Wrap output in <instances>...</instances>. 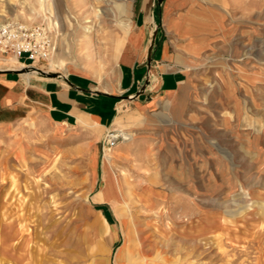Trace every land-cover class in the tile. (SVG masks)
Returning <instances> with one entry per match:
<instances>
[{
	"label": "rangeland",
	"instance_id": "1",
	"mask_svg": "<svg viewBox=\"0 0 264 264\" xmlns=\"http://www.w3.org/2000/svg\"><path fill=\"white\" fill-rule=\"evenodd\" d=\"M114 1L0 0V24L50 20L57 48L43 67L107 88L132 17L133 0H116L121 11ZM205 2L213 31L173 131L117 128L132 140L106 150L113 128L100 140L95 127L59 126L30 101L7 109L0 264H110L122 247L128 264H264V0ZM87 24L93 59L78 40ZM21 65L0 52V69Z\"/></svg>",
	"mask_w": 264,
	"mask_h": 264
},
{
	"label": "crops",
	"instance_id": "2",
	"mask_svg": "<svg viewBox=\"0 0 264 264\" xmlns=\"http://www.w3.org/2000/svg\"><path fill=\"white\" fill-rule=\"evenodd\" d=\"M128 7L132 17L113 84L98 88L83 72L22 62L62 76L0 72V118L9 107L30 101L54 124L83 131L95 127L100 140L111 128L150 136L173 131L188 108L189 70L212 35V13L205 0H133ZM125 260L120 249L112 252L110 264H128Z\"/></svg>",
	"mask_w": 264,
	"mask_h": 264
},
{
	"label": "built area",
	"instance_id": "3",
	"mask_svg": "<svg viewBox=\"0 0 264 264\" xmlns=\"http://www.w3.org/2000/svg\"><path fill=\"white\" fill-rule=\"evenodd\" d=\"M56 39V30L48 23L12 20L0 24V52L15 57L19 62L49 60L57 48ZM125 139L123 130H109L105 136L106 150H111Z\"/></svg>",
	"mask_w": 264,
	"mask_h": 264
},
{
	"label": "bare ground",
	"instance_id": "4",
	"mask_svg": "<svg viewBox=\"0 0 264 264\" xmlns=\"http://www.w3.org/2000/svg\"><path fill=\"white\" fill-rule=\"evenodd\" d=\"M101 1H106V0H101ZM83 2V1H82ZM85 2V1H84ZM115 2V7L117 8V10H119V11H121L124 7H122V5H119L118 3H117V1L115 0L114 1ZM79 3H80V1H79ZM43 4V3H42ZM77 4H78V2H77ZM79 5V4H78ZM112 7V6H111ZM114 7V6H113ZM119 8H121V9H119ZM113 9V8H112ZM112 11V10H111ZM104 13V10L102 9V8H97L96 9V14H97V16H100L101 14H103ZM2 15V14H1ZM5 15V14H4ZM2 17V16H1ZM0 17V18H1ZM87 18H89V17H87ZM86 18V19H87ZM87 22H90V20H88ZM2 23V22H1ZM50 25H52L51 23V21L49 20V22H48ZM57 25L59 24V23H57V22H55ZM124 25V24H123ZM94 30H95V28L91 25V24H87L86 26H84V32L80 35V37H79V44H80V48H82V49H84V48H87L88 49V52H87V54H86V56L88 57V58H90V59H93L94 58V52H93V43H94ZM17 60V59H16ZM63 64V63H62ZM28 66L29 65H21V69L22 68H24L25 69V74L26 75H28V76H31L32 74H34V73H37V71L35 70V69H28ZM35 68V67H34ZM125 133V136H126V139H125V141H130V140H132V135L131 134H128V133H126V132H124ZM109 181H110V179H109ZM108 181V185H107V187H106V189H105V192H104V196H105V198L106 199H108V198H110L111 196H112V194H113V191H114V189H112L114 186H113V184H112V182H109ZM117 196V195H116ZM119 198H121L120 196H119ZM124 253L126 252V250H128L127 249V247H122V249H121Z\"/></svg>",
	"mask_w": 264,
	"mask_h": 264
},
{
	"label": "water",
	"instance_id": "5",
	"mask_svg": "<svg viewBox=\"0 0 264 264\" xmlns=\"http://www.w3.org/2000/svg\"><path fill=\"white\" fill-rule=\"evenodd\" d=\"M161 1L162 0H159V2H161ZM155 37H156V33H154L153 43H154ZM151 51H152V46H151L150 52H149V57H148V62H147V65L148 66H151V61H152ZM31 68L35 69L37 71V74H39L40 76H44V77H60V76H62L61 73H57V72H43V71H41V70H39L37 68L28 66V69H31ZM6 71H16V72H19V73H24L25 72V69L24 68H22V69H7V70L0 69V72H6ZM149 83H150V80L147 77V79L145 81V85H148Z\"/></svg>",
	"mask_w": 264,
	"mask_h": 264
}]
</instances>
